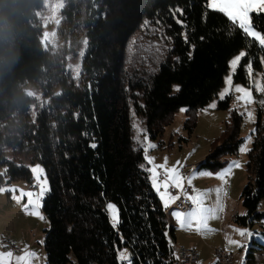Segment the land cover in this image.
<instances>
[{
    "label": "trees",
    "instance_id": "trees-1",
    "mask_svg": "<svg viewBox=\"0 0 264 264\" xmlns=\"http://www.w3.org/2000/svg\"><path fill=\"white\" fill-rule=\"evenodd\" d=\"M42 2L0 0V184L33 178L31 167L9 155L8 148L31 154L30 161L43 166L48 182L41 209L47 222L43 264H117V248H127L133 264H173L174 226H168L166 209L145 170L144 147L132 136L124 101L125 84L132 80L122 72L120 48L144 18L158 22L171 39L169 54L148 75L142 96L131 102L150 138L161 136L180 106L186 110L183 125L191 133L197 109L217 94L231 58L241 49L248 53L233 78L247 84L243 66L250 59L254 70L264 73V49L249 46L223 14L206 8V0H68L64 20L67 27L78 22L83 29L82 65L88 81L77 88L59 78V89L47 90V106L29 121L31 98L25 86L52 77L53 57L43 45L37 14ZM176 8L183 9L182 16H173ZM253 19L264 31V14ZM230 98H218L216 107L228 108ZM260 109L240 192L246 213L235 215L242 224L264 220ZM240 121L241 114L232 108L222 133L195 168L216 169L223 155L239 151L244 142ZM108 202L120 210L118 232L104 210ZM252 247L248 255H253Z\"/></svg>",
    "mask_w": 264,
    "mask_h": 264
},
{
    "label": "rangeland",
    "instance_id": "rangeland-1",
    "mask_svg": "<svg viewBox=\"0 0 264 264\" xmlns=\"http://www.w3.org/2000/svg\"><path fill=\"white\" fill-rule=\"evenodd\" d=\"M67 5L68 0H43L41 7L37 10L38 17L41 21L43 45L53 57V66L51 68L52 77L50 80L25 86V91L31 98L29 121L34 119L35 113L47 106V90H50V88L52 90L59 89L57 86L58 83L56 84L59 78L66 80L68 86L77 88H80L88 81L87 74L82 65V55L86 38L78 22L74 24L75 28H72V25L67 27L64 20V10L67 8ZM146 21L148 22L147 24L145 23ZM170 42V37L164 32V29L158 22L144 18L138 24V27L124 39L122 47L120 48L122 72L125 79L132 80L130 84H125L127 96L124 100L128 105L131 116L132 136L134 141L144 148L147 144L144 140L145 135L148 137V141L156 145V147L148 150V155L155 158V164H163L165 158H167L168 167L177 165L178 161L180 162L178 167L182 175L190 176L196 173L190 188H221L219 199L223 205V210L218 213V218L209 221V227L214 231L206 235L199 234L196 231L181 230L171 214L177 208H171L172 206H170L166 210L168 226L170 224L174 226L175 234L174 238H170V242L196 248L200 253V259L197 261V264L210 262L217 247L230 251L235 262L242 255L245 258L243 264H264V229L261 226L264 220H259L252 224H242L235 220L236 214L246 213V209L241 202L240 192L247 180V172L244 164L247 152L241 153L239 149L237 153L223 155L221 157L223 164L216 169L200 166L198 168H192L189 174H186V171L182 170L184 164L197 163V161L206 157L210 152L212 144H214L225 128L226 122L230 120L232 108L241 114L239 129L240 136L244 139L242 145H245L247 138L251 136V140L246 144V147L249 148L252 139L256 137L258 107L261 108L260 120L262 121L264 117V106H261L259 103L245 105L242 101L235 99V96L239 95V93H234L230 98L228 108L209 107L214 102L216 104L220 91L225 87V77L228 76L229 69L224 76L223 84L217 94L204 107L197 109L196 124L191 133L183 125L186 117L184 106H180L173 113L171 121L165 125L163 133L157 138L149 137L143 118L131 109L132 98L134 96L137 98L142 96V85H145L148 75L169 54ZM258 73H261V71L254 70V76ZM134 82L135 86H137L135 88L132 87ZM234 83L244 86L248 85V83L244 84L238 81H234ZM254 95L258 100L264 99V96H261L259 93H254ZM247 111L254 113V119L248 118L246 115ZM134 125H138L139 129H143L144 131H139ZM7 153L14 155L16 158H20L30 167L40 165L43 168L40 162L30 161L31 154L15 152L9 148L7 149ZM233 160H239L243 166L233 168L232 175L227 177L228 183L224 184L215 174L227 168ZM145 167L146 169L152 167L146 159ZM201 172H208L213 175L201 176L199 175ZM34 183V178H32L31 182L23 178H13L9 181H1L0 187L15 186L17 189H23L25 191H37L38 189L33 187ZM177 191H173V194H176ZM11 196L12 193L10 192L0 193V243H2L3 239H6L14 245H18L21 251L15 253L17 255L22 254V250L25 246H28L29 250H34L39 254V259H35L33 264H43L45 260L43 229L47 225L46 219L41 220L36 216L26 215L22 210V204L26 202V199L18 204ZM216 201V193L212 192L207 203L209 205H215ZM234 228L248 229L258 235H253L250 240L246 239L243 242L244 237L235 232ZM228 239L246 244L247 251L250 246H253V255H248L244 248L240 251L241 247L229 245L227 242ZM0 250L8 251L5 248Z\"/></svg>",
    "mask_w": 264,
    "mask_h": 264
},
{
    "label": "snow or ice",
    "instance_id": "snow-or-ice-1",
    "mask_svg": "<svg viewBox=\"0 0 264 264\" xmlns=\"http://www.w3.org/2000/svg\"><path fill=\"white\" fill-rule=\"evenodd\" d=\"M205 6L209 10L223 14L229 21L232 30H239L243 33L249 46L254 43L261 49H264V31L258 29V26L254 23L253 19L254 15L259 16L264 14V0H206ZM177 13L182 16L183 9H174L173 16L175 17ZM145 23L147 24L148 22L146 21ZM177 23L182 24L183 21L177 19ZM231 34L232 31L230 30L229 35ZM184 38L185 42H187V35H185ZM247 55L248 53L246 51L241 50L230 60V71L228 76L225 77V87L220 91L219 98L223 100L226 97L232 96L234 93H239V95L235 96L237 101H242L245 105L259 103L261 106H264V99L258 100L254 95V93H259L261 96H264V73H258L254 76L252 60L249 59L248 63L243 66L247 74L248 85L244 86L234 83L233 78L240 68L241 62L247 57ZM189 56H191V53H189ZM260 62L261 64H264V57L260 58ZM177 90H179L178 87ZM209 107L215 108V102ZM182 111H184V109H182ZM246 115L249 119H254L253 112L247 111ZM134 126L139 129L138 125ZM139 131L144 130L139 129ZM144 140L147 142L144 148L145 159L152 165V167L145 170L150 173L149 179L152 187L157 192L164 209L167 210L179 200H183L185 203H190L192 207L189 210L182 211L177 208L171 213L179 228L185 231H196L202 235L214 231L209 227V221L218 218V213L223 210V205L220 203L219 199L222 189L219 187L216 189H196L195 187H191V191L189 192V187L192 186L196 173H193L190 176L182 175L178 167L180 162L178 161L177 165L168 167L167 158H165L163 164H155V158L148 155V150L156 147V145L148 141L146 135L144 136ZM250 140L251 136L247 138L245 145L240 147L241 153L250 151V149L246 147L247 142ZM90 146L95 148L96 144L92 143ZM242 166L243 165L239 160H233L227 168L215 175L221 179L224 184H227V177L232 175L233 168H240ZM31 172L35 180L33 187L37 188V191H25L12 186L0 187V193H12L11 198L18 204L26 199V202L22 204V210L25 214L36 216L37 218L44 220L45 217L43 216L41 209L42 200L48 191L47 178L44 174V169L40 165L31 167ZM199 175L211 176L213 174L201 172ZM173 190L178 191L176 194H173ZM17 192L19 193L18 195ZM212 192H215L217 196L215 205H209L207 203ZM104 210L108 214L112 228L118 232L121 224L120 210L118 206L112 202H108ZM241 215H245V213H241ZM234 231L239 233L242 237L246 236L249 240L253 235H258L252 233L248 229L234 228ZM119 238L121 242L124 241L122 234ZM227 242L229 245L243 247L245 251H247V245L242 244L240 241L228 239ZM4 247L5 245L0 243V249H3ZM176 258L179 259L178 256ZM35 259H39V254L34 250H29L28 246H25L20 255L15 254L12 250H0V264H33ZM116 260L117 264H133L132 253H130L127 248L116 249Z\"/></svg>",
    "mask_w": 264,
    "mask_h": 264
},
{
    "label": "built area",
    "instance_id": "built-area-1",
    "mask_svg": "<svg viewBox=\"0 0 264 264\" xmlns=\"http://www.w3.org/2000/svg\"><path fill=\"white\" fill-rule=\"evenodd\" d=\"M195 166L196 163L193 162L184 164L182 170L186 171V174H189L191 169H194ZM190 189L191 188L189 187V192ZM172 207L178 208L182 211H187L192 207V205L190 203L183 202V200H179L176 204L172 205ZM243 239V242H245L247 237L245 236ZM2 244L5 245V249L12 250L14 253L21 251V248L18 245H14L9 240L3 239ZM170 248L173 254V264H197V261L200 259V253L194 247L171 243ZM242 248L243 247H241L240 251H242ZM177 256L179 259L176 258ZM244 262L245 258L242 255H240L235 262L233 261V256L230 251L217 247L209 264H243Z\"/></svg>",
    "mask_w": 264,
    "mask_h": 264
},
{
    "label": "crops",
    "instance_id": "crops-1",
    "mask_svg": "<svg viewBox=\"0 0 264 264\" xmlns=\"http://www.w3.org/2000/svg\"><path fill=\"white\" fill-rule=\"evenodd\" d=\"M160 199V198H159ZM161 201V200H160ZM162 203V202H161ZM192 247V246H191ZM210 262L206 263V264H209Z\"/></svg>",
    "mask_w": 264,
    "mask_h": 264
}]
</instances>
